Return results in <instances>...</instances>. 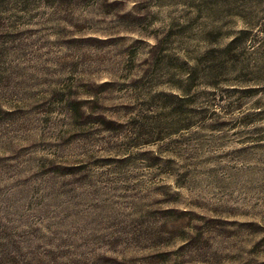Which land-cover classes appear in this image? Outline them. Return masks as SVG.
Returning <instances> with one entry per match:
<instances>
[{
    "label": "rangeland",
    "instance_id": "rangeland-1",
    "mask_svg": "<svg viewBox=\"0 0 264 264\" xmlns=\"http://www.w3.org/2000/svg\"><path fill=\"white\" fill-rule=\"evenodd\" d=\"M0 264H264V0H0Z\"/></svg>",
    "mask_w": 264,
    "mask_h": 264
}]
</instances>
